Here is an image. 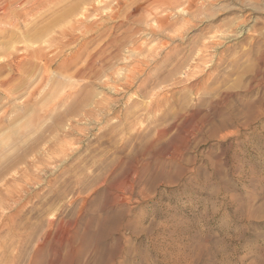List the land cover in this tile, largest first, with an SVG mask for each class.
I'll return each instance as SVG.
<instances>
[{
    "label": "rangeland",
    "instance_id": "rangeland-1",
    "mask_svg": "<svg viewBox=\"0 0 264 264\" xmlns=\"http://www.w3.org/2000/svg\"><path fill=\"white\" fill-rule=\"evenodd\" d=\"M242 2L243 13L229 0H0V243L87 264L93 215V233L127 242L100 210L108 196L129 217L152 206L138 174L123 177L125 145H179L196 136L179 133L201 100L264 83V6Z\"/></svg>",
    "mask_w": 264,
    "mask_h": 264
},
{
    "label": "clouds",
    "instance_id": "clouds-1",
    "mask_svg": "<svg viewBox=\"0 0 264 264\" xmlns=\"http://www.w3.org/2000/svg\"><path fill=\"white\" fill-rule=\"evenodd\" d=\"M229 2L242 13L251 7L242 0ZM226 128L235 134L224 141L208 139ZM190 129L196 136L189 134L179 145L176 137L165 141L164 136L125 145L123 177L131 180L138 174L136 188L144 184L151 194L141 202L151 201L152 206L129 217L127 205L110 208L108 196L100 210L108 214L109 227L123 223L129 239L93 233L95 216H86L91 219L84 241L87 264H264V83L257 88L253 80L239 93L204 98L193 107L179 135ZM205 140L193 152L197 141ZM204 153L215 161L214 167H209ZM108 192H97L89 209ZM0 264L48 262L43 248L5 238Z\"/></svg>",
    "mask_w": 264,
    "mask_h": 264
},
{
    "label": "bare ground",
    "instance_id": "bare-ground-1",
    "mask_svg": "<svg viewBox=\"0 0 264 264\" xmlns=\"http://www.w3.org/2000/svg\"><path fill=\"white\" fill-rule=\"evenodd\" d=\"M161 9V8H160ZM86 14V13H85ZM85 27V26H84ZM38 59V58H37Z\"/></svg>",
    "mask_w": 264,
    "mask_h": 264
}]
</instances>
